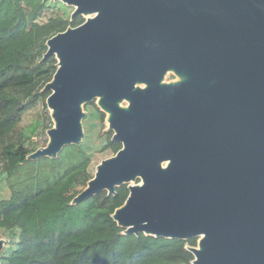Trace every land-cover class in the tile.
Listing matches in <instances>:
<instances>
[{
  "label": "water",
  "instance_id": "obj_1",
  "mask_svg": "<svg viewBox=\"0 0 264 264\" xmlns=\"http://www.w3.org/2000/svg\"><path fill=\"white\" fill-rule=\"evenodd\" d=\"M52 1L84 22L46 41L52 127L27 159L81 144L94 102L121 148L71 205L126 185L121 234L197 238L189 264H264V0Z\"/></svg>",
  "mask_w": 264,
  "mask_h": 264
},
{
  "label": "trees",
  "instance_id": "obj_2",
  "mask_svg": "<svg viewBox=\"0 0 264 264\" xmlns=\"http://www.w3.org/2000/svg\"><path fill=\"white\" fill-rule=\"evenodd\" d=\"M66 8L52 0H0V190L7 192L0 199V234L7 240L0 264H189L194 256L187 247H196L197 238L121 234L111 214L124 203L126 185L70 204L93 177L95 155L121 146L104 130L98 109L83 121L81 144L55 159H27L46 145L52 127L50 92L43 89L57 60L44 58L46 41L84 20H70Z\"/></svg>",
  "mask_w": 264,
  "mask_h": 264
},
{
  "label": "rangeland",
  "instance_id": "obj_3",
  "mask_svg": "<svg viewBox=\"0 0 264 264\" xmlns=\"http://www.w3.org/2000/svg\"><path fill=\"white\" fill-rule=\"evenodd\" d=\"M63 9L65 10V8L63 7ZM72 10H73V8L72 7H67L66 8V11L67 12H69V13H71L72 12ZM34 112H31V113H29V114H27L26 116H25V121H30L33 117H34ZM104 130L107 128V124H106V122H105V119H104ZM41 147H43V146H41ZM40 148V147H39ZM38 149V148H37ZM113 154L112 153H110V152H99L97 155H95V157H94V164H93V173H94V171H95V167H96V165L101 161V160H103V159H106V158H108V157H110V156H112ZM6 194H7V192H6V190H0V199L1 198H3V197H5L6 196ZM1 237H3V238H5L4 236H3V234H0V238ZM6 239V238H5Z\"/></svg>",
  "mask_w": 264,
  "mask_h": 264
},
{
  "label": "flooded vegetation",
  "instance_id": "obj_4",
  "mask_svg": "<svg viewBox=\"0 0 264 264\" xmlns=\"http://www.w3.org/2000/svg\"><path fill=\"white\" fill-rule=\"evenodd\" d=\"M83 22H84V20H83ZM82 22V23H83ZM178 78H177V76L175 75V73L173 72V71H171V70H169L167 73H166V75H165V77H164V82L165 83H170V82H173V81H176ZM91 109H98L97 108V106L95 105V103L94 102H91V103H89V104H86L85 105V107H84V110L85 111H87V117H88V115H89V113H90V110ZM99 110V109H98ZM100 111V110H99ZM101 112V111H100ZM104 114V113H103ZM86 117V118H87ZM112 133V132H111ZM116 142V141H115ZM121 145V144H120ZM120 148H121V146H120ZM119 148V149H120ZM118 149V150H119ZM117 150V151H118ZM115 154V153H114ZM113 154V155H114Z\"/></svg>",
  "mask_w": 264,
  "mask_h": 264
}]
</instances>
